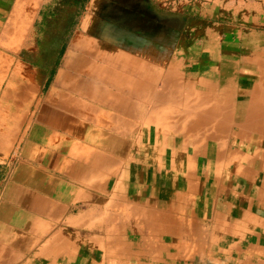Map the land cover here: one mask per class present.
<instances>
[{
	"label": "crops",
	"instance_id": "1",
	"mask_svg": "<svg viewBox=\"0 0 264 264\" xmlns=\"http://www.w3.org/2000/svg\"><path fill=\"white\" fill-rule=\"evenodd\" d=\"M163 11L0 0V53L11 21L38 36L37 71L0 100V264H264V138L242 124L243 71L182 61L180 14Z\"/></svg>",
	"mask_w": 264,
	"mask_h": 264
},
{
	"label": "rangeland",
	"instance_id": "2",
	"mask_svg": "<svg viewBox=\"0 0 264 264\" xmlns=\"http://www.w3.org/2000/svg\"><path fill=\"white\" fill-rule=\"evenodd\" d=\"M155 1L165 10L164 14L173 12L180 14L182 61L187 56L216 59L218 64L222 63L226 67L220 68L221 71L217 69V72L213 69L216 76L219 75V71L223 76H226L228 70L235 73L238 69L243 71L237 74L238 85H242L239 89V93L242 94L241 110L254 113V118L244 116L249 122L243 125L248 130L252 129L251 131L258 137L264 138V0ZM174 2L176 3L173 4ZM36 27V24L29 20L11 21L5 28L7 35L4 36V47L7 49L0 53L3 56L1 59L5 62L6 58H15V61L13 64L10 61L8 66L0 68V97H7L6 90L13 85L14 72H19L23 80L30 73L37 71L30 65L37 58L36 53L28 50L30 46L35 48V38L38 37L34 34ZM17 38L20 40L16 43ZM52 44L54 46L56 41L45 44V47H48V52H45L47 60L55 54L53 50L50 51L53 48ZM13 47L15 50H10ZM203 49L206 51L203 52ZM233 91L230 89L229 93L232 94ZM44 94L48 96L47 93ZM0 100L1 102L5 100L3 103L5 106L12 104L10 97ZM32 108L34 106L30 109ZM7 118L11 117H5ZM154 122L157 123L156 120ZM249 126H252L251 129ZM260 141L264 144V139Z\"/></svg>",
	"mask_w": 264,
	"mask_h": 264
},
{
	"label": "bare ground",
	"instance_id": "3",
	"mask_svg": "<svg viewBox=\"0 0 264 264\" xmlns=\"http://www.w3.org/2000/svg\"><path fill=\"white\" fill-rule=\"evenodd\" d=\"M252 102V101H251ZM242 111V110H241ZM235 112V111H234ZM243 113H245V115H243ZM236 115V114H235ZM239 115V114H238ZM244 116H248L249 118H254V113L250 112V111H242V124H247L249 121H248V118H244ZM236 117V116H235ZM239 118V116H238ZM237 119V118H236ZM235 120V119H234ZM252 120H255V119H252ZM222 123V122H221ZM225 124V123H224ZM221 126V125H219ZM223 126V124H222ZM252 126H249L248 128L251 129ZM224 128V127H223ZM252 130V129H251ZM226 133V132H225ZM217 148V147H216ZM207 151V150H206ZM221 157V156H220ZM219 186V185H218ZM138 245V244H137ZM135 250V249H134ZM162 258V257H161Z\"/></svg>",
	"mask_w": 264,
	"mask_h": 264
}]
</instances>
